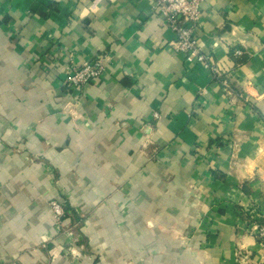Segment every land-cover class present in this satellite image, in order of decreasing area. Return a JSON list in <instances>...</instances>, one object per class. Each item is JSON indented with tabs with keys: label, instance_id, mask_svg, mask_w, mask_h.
<instances>
[{
	"label": "crops",
	"instance_id": "0c3cea01",
	"mask_svg": "<svg viewBox=\"0 0 264 264\" xmlns=\"http://www.w3.org/2000/svg\"><path fill=\"white\" fill-rule=\"evenodd\" d=\"M153 5L0 0V264H264V0H202L233 97Z\"/></svg>",
	"mask_w": 264,
	"mask_h": 264
},
{
	"label": "built area",
	"instance_id": "2783aa9c",
	"mask_svg": "<svg viewBox=\"0 0 264 264\" xmlns=\"http://www.w3.org/2000/svg\"><path fill=\"white\" fill-rule=\"evenodd\" d=\"M201 5L202 0H154L153 9L163 19L166 27L173 31L175 35V39L171 42L173 49L183 54L186 61L197 62L209 69L218 81L224 84L228 95L233 97L235 93L227 87V82L219 79L228 72V68L216 62L200 45L197 31L201 19ZM102 58V55H98L81 66L72 63L63 81L64 85L78 90L100 78L105 69ZM240 95L242 97V94L238 96ZM51 204V211L59 224L65 217L62 203L55 200ZM255 225L257 236L264 244V215H257Z\"/></svg>",
	"mask_w": 264,
	"mask_h": 264
},
{
	"label": "rangeland",
	"instance_id": "374dc122",
	"mask_svg": "<svg viewBox=\"0 0 264 264\" xmlns=\"http://www.w3.org/2000/svg\"><path fill=\"white\" fill-rule=\"evenodd\" d=\"M59 199H60V200H58V199L50 200V202H49V204H50V205H49L50 209H51V206H52L51 202H53V201H55V200H58V201H60V202L62 203L61 206L63 207V210H64V211H66V208H67V207L73 209V208L70 206V204L68 203L67 197L63 196V194H61V196L59 197ZM102 205H103V201L97 203L96 206H95V208L93 209V211L100 210V208H101ZM75 209H76L77 211H79V213H80V215H81V216H80L81 220H82V217H83L84 219L87 217V215L84 213V211H83L82 209H80L79 207H76ZM73 210H74V209H73ZM121 210L124 212V211H125V207L122 206V207H121ZM54 219H55V217H54ZM55 223L58 224L57 221H56V219H55Z\"/></svg>",
	"mask_w": 264,
	"mask_h": 264
},
{
	"label": "trees",
	"instance_id": "16d2710c",
	"mask_svg": "<svg viewBox=\"0 0 264 264\" xmlns=\"http://www.w3.org/2000/svg\"><path fill=\"white\" fill-rule=\"evenodd\" d=\"M69 213H70V214H71V213H75V210H73V209L67 207V208H66V211H65V215L67 216Z\"/></svg>",
	"mask_w": 264,
	"mask_h": 264
}]
</instances>
